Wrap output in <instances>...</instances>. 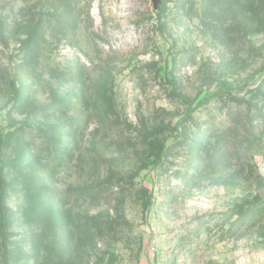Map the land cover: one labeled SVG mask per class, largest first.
<instances>
[{
    "label": "rangeland",
    "instance_id": "374dc122",
    "mask_svg": "<svg viewBox=\"0 0 264 264\" xmlns=\"http://www.w3.org/2000/svg\"><path fill=\"white\" fill-rule=\"evenodd\" d=\"M1 177L0 264H264V0H0Z\"/></svg>",
    "mask_w": 264,
    "mask_h": 264
},
{
    "label": "trees",
    "instance_id": "16d2710c",
    "mask_svg": "<svg viewBox=\"0 0 264 264\" xmlns=\"http://www.w3.org/2000/svg\"><path fill=\"white\" fill-rule=\"evenodd\" d=\"M192 108V106L190 107ZM189 115L192 114V109L188 113ZM6 185L7 182L4 178H0V220H1V228H0V234L4 239V244L7 247V236L6 231L8 228V206L6 202Z\"/></svg>",
    "mask_w": 264,
    "mask_h": 264
},
{
    "label": "water",
    "instance_id": "95a60500",
    "mask_svg": "<svg viewBox=\"0 0 264 264\" xmlns=\"http://www.w3.org/2000/svg\"><path fill=\"white\" fill-rule=\"evenodd\" d=\"M154 9H158L160 7V4L162 3V0H152Z\"/></svg>",
    "mask_w": 264,
    "mask_h": 264
}]
</instances>
